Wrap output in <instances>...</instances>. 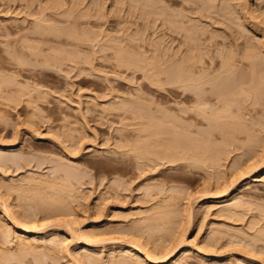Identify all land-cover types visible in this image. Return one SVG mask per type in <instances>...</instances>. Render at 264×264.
<instances>
[{"label": "rangeland", "instance_id": "obj_1", "mask_svg": "<svg viewBox=\"0 0 264 264\" xmlns=\"http://www.w3.org/2000/svg\"><path fill=\"white\" fill-rule=\"evenodd\" d=\"M58 1L61 6L51 8ZM140 1L0 0V159L7 161L5 167L0 163V246L15 254L17 261L13 264H79L76 257L84 250L79 239L83 232H93L95 238L105 240L90 251L98 261L86 264H116L111 257L123 256L131 246L128 240L134 238L160 260L159 264H172L186 248L194 253L181 264H264V160L260 162L262 170H253L264 158V85L257 97L256 112L249 115L256 122L250 119L247 135L237 142L242 150L231 147L234 152L223 154L222 159L227 158L217 159L209 169H187L186 175L191 178L184 181L174 167L178 155L166 150L180 139L177 122L172 120L178 108L176 89L155 82V78L164 80L162 50L164 53L166 43L167 48L171 46L170 53L173 49L175 52L181 47V37L172 34L179 37L173 39L163 29L162 18L157 19L150 11L151 16H147L144 12L149 5L146 9L142 6L145 2ZM220 2L212 0L215 5ZM227 4H236L239 12L242 5L250 14L239 24L244 33L239 31L240 37L235 33L238 28L232 29L237 27L234 21L231 23L233 19L223 26L221 18V24L216 21L213 29H208H215L213 34L217 30L220 35L216 34V40L222 35L227 47L234 36L237 46L231 42L235 45L233 54L239 53L241 43L247 45L243 44L245 49L256 47L253 51L257 55H253L264 63V0H231ZM172 6L174 11L180 7ZM100 9H104L100 16L105 19L94 17ZM50 30L59 31L58 37ZM84 30L105 33L96 37L88 32L92 38L86 41ZM117 45L136 55L134 59H143L141 70L139 66L138 71L127 72L125 66H117L121 58H117L121 56L120 48L116 52ZM259 68L264 70V64ZM42 91L47 95L42 96ZM162 115L172 120L174 127ZM19 154L26 159L25 164L28 160L31 163L17 171L8 167V161ZM149 158L160 164H153L154 171L147 162ZM170 160L174 164L169 165ZM60 163L66 168H79L76 173L80 175L69 185L57 182V189L52 190L50 172ZM138 167L144 168L143 173ZM239 169L243 176L237 173ZM254 175L261 181L251 182L245 189L243 184L247 185ZM230 182L229 193L220 196ZM203 193L216 198L195 199ZM56 198L66 203L62 205ZM46 201L56 204L59 215L40 220L43 232L30 237L34 253L24 245L25 249L20 245L19 250L18 234L9 229L11 221L4 217L3 209L18 218L39 217L47 214L49 207L42 206ZM188 205L192 207L190 212ZM5 229L11 231L5 235L7 239ZM9 239L11 244L6 242ZM51 239L55 240L53 244ZM179 240L185 241L166 256L167 248ZM16 248L20 252L16 253ZM130 257L133 259L120 263L137 264L133 260L144 259L139 254Z\"/></svg>", "mask_w": 264, "mask_h": 264}, {"label": "bare ground", "instance_id": "obj_2", "mask_svg": "<svg viewBox=\"0 0 264 264\" xmlns=\"http://www.w3.org/2000/svg\"><path fill=\"white\" fill-rule=\"evenodd\" d=\"M13 1L10 0V2H13ZM138 1H140V0H136V2H138ZM142 1H140V3H142V4L145 2L142 5L143 7H144V5L146 7V4H147V6L149 5L148 7L151 9V10L149 8L147 9V7H146L147 10L145 11V9H144L145 7H144L143 8L145 11L144 13H148L149 11L152 13H155V16L158 17L157 19L161 20V18H162L161 22H162V25L164 27L162 25L161 26L163 27L164 30L166 29L170 35L175 34V35H177V36L179 35L181 37V38H179L175 35L173 37V35H172L173 39L175 37L181 39L180 41L178 40L179 41L178 45L181 46V47L180 46L179 47L180 48L183 47L181 50L179 48L180 51L177 50L174 52V49H173L172 50L173 52L170 53L171 48H169V47H171V46L169 45L167 48V43H166V49L164 48L165 49L164 53L162 50V54H163V56H162L163 57V59H162L163 64L162 65L164 66V68L162 66V75H164L163 76L164 80L162 79V81H161V80H158V78H155L156 80L155 79L154 80H155V82L157 81L158 83L156 82V84H158L160 86L166 85V86H168V88L170 87L171 90H172V88L176 89V93H177V97H178V101H177L178 108L176 111L177 112L176 117L173 116V118L174 117L175 118L172 119V117L170 116L171 114L169 115L168 112H166V113L171 118H169V116L167 114H165L164 117L167 115L169 119L175 120V122H177L176 127L178 128V131L180 132V136H179L180 139L178 140V143L175 146L170 145L166 148V150L170 151V154L172 156L178 155V163H176V166H174V167H175V170L177 169V171H178V176L180 175L183 178V180L186 181L185 180L186 178H191L190 176L188 177L186 175L187 169H195V168H203V167L209 169V167L212 166V163H216L215 161H217V159H219V160L224 159L225 160L227 158V156H225V158L222 159L223 154H227V153L230 154L231 152H234V151H231L230 148L233 147V149H234L235 147H238L239 144H237V142L239 143L240 137L242 135H247L246 126L249 124L248 122H250V119H251V118H249L250 117L249 115L252 111L256 112L255 109H257L256 105L258 103L257 97L260 95L262 85H264V84H262V83H264V80H262V78H264V70L259 68V67H262V64H264V63L260 62L261 63L260 64L258 62L259 60L256 59L255 55H253V54H256V51L255 50L253 51V49L254 48L256 49V47H253V46L249 45V43H248L249 48L247 47V49H245L246 48L245 46H247V45L240 42L242 44V46L239 44L240 45L239 49H241L243 51L240 50L238 53L237 52L238 50H237V51H234V53L235 52H237V53L233 54L231 49L232 48L234 49L233 46L236 45L235 44L236 38L233 39L234 36L232 35L233 38L231 40H233V41L228 42L230 44L228 45V43H227V45L229 46V47H227L225 44V41H224L225 38L222 35L220 37H218L220 35V33H216L217 30H216L215 34H213L214 33L213 31L215 29L211 30V29H213L212 25H214V23L215 24L218 23L216 21L220 22L221 18L224 19V20L222 19V21H224V22L221 21L223 23L222 24L223 26H224L225 22H227V20H228L227 23H229V21H231L233 19L231 21V23L234 21L233 22L234 24L233 23L232 24H233V26H237V27L232 28V29L235 30L238 28L237 30H235V33H239V35L238 34L237 35L240 37V32L242 33L243 29L241 28V26L239 24H240V22H242L241 21L242 19L243 20L248 19V15H250L245 10V7H242V5L245 6L244 5L245 3H242V5H240V11L241 12H239V10H237V7H236L237 3L232 5V6H235L236 8L227 4L231 0H229V1L228 0H225V1L221 0L220 3L216 4L217 6L214 4L215 0H213L214 3H212V0H194V1L193 0H142ZM160 1H162V3H163L162 5H164L163 7H162V5L158 4V3H160ZM60 3H61L60 1L53 2L51 8H58L59 6H61ZM210 3L214 4L217 7L216 11H214L215 6L214 5L211 6ZM232 3H234V2H232ZM156 4L161 6V7L159 6L160 8H157V9H159L163 13H161L159 10L155 12L154 8L158 7V5H156ZM173 4H176L177 6L180 5L179 9H177V10L181 11V12H178L177 10L174 11L173 10L174 6H172L173 8L171 7V5H173ZM184 4H185L186 8L184 7ZM187 5H188V7H187ZM192 5H194V7L195 6L196 7L193 8ZM152 6H153V9H152ZM229 6L232 7V10L229 8ZM161 8H162V10H161ZM228 9L230 11V14L233 15L232 17L228 13L229 12ZM101 10H103V12H104V9H100V10H98L99 12L94 13L96 15L93 14L94 17L96 16L95 18H98V17H100L102 19L106 18V17L104 18V17L100 16V14H102ZM153 10H154V12H153ZM195 10H196V12H195ZM218 10L221 12H219ZM185 11L187 12V14ZM226 11H228V12H226ZM225 12H226V14H225ZM97 14H99V16ZM106 14L105 15L103 14V15L106 16ZM192 14H193V16H195L194 19L197 20L196 21L197 23L194 21ZM148 15L151 16V13H148L147 16ZM159 15H161V17ZM219 17H220V19H219ZM229 17H231V18H229ZM107 18H108V14H107ZM208 20H209V22H208ZM221 22L219 24H221ZM243 22H245V21H243ZM202 24L205 25L207 28L205 26H202ZM208 27L211 28L210 30L212 32L208 29ZM228 27H231V26L228 25ZM204 28H205V30H207V29L208 30L205 31ZM228 29H230V28H228ZM239 29H241V30H239ZM84 31H83L84 34H86L85 35L86 41H89L92 38L91 34H89L88 32L92 33L95 36L98 33L99 34L97 36L102 35L103 34L102 32H104V30L102 32L100 31L102 33V34H100V32L96 33L92 30H84ZM50 32H52V34H54L55 36H57V34L59 33V31H51V30H50ZM207 32H209L211 35L208 34ZM230 32H232V31H230ZM163 33H164V31H163ZM206 33L208 35H205ZM107 34L108 33H106L105 36H107ZM165 34H164V36L168 35L167 33H165ZM212 34L215 36V38ZM216 34H219L217 36L218 40H216ZM241 35H242L243 39L245 40V42L247 43V39H245L246 38L245 35L244 36H243V34H241ZM172 37H167V38L172 39ZM231 42L235 45L231 44ZM168 43H169V41H168ZM174 44H175V41H174L173 45ZM104 46H103V48H105ZM116 47H117L116 52L119 51L118 48H120V51H121L118 54V56L120 54H121V56L117 57V58L121 57L120 58L121 60L117 59V61L119 60L117 66H119V63H120L119 68H124L123 66H125L127 72L128 71L130 72L129 69H131V70L134 69V71H138L139 66H140V70H141V68H142L141 66L144 65L142 62V60H143L142 58H139V56H138L137 59H134V58H136V55H135V57L132 54L130 55V52H126L128 50H125V48L122 51L123 47L121 48V46L117 45ZM241 47H243V48H241ZM93 48H94V46H93ZM113 49H115V47ZM124 52H126V53H124ZM122 53L124 55H122ZM127 54L129 56H127ZM140 55H142V54H140ZM131 57L133 60L131 59ZM142 57H143V55H142ZM139 59L141 61L140 65L138 63ZM136 61L138 64L136 63ZM84 62H86V61H84ZM160 81L162 82V84ZM159 82H160V84H159ZM151 83H153V81ZM39 92L41 93V91H39ZM42 93H43L42 96H44L46 94L43 91H42ZM177 104H176V106H177ZM162 112H163V110H162ZM164 112H165V110H164ZM254 112H252V113H254ZM156 114H157V112H156ZM164 117H163V115L161 116L162 119ZM148 120H150V119H148ZM163 120H165L166 122L170 121V123L172 122V120H168L167 118H165ZM253 120H254V118L251 119L252 123L256 122ZM150 121H153V120L151 119ZM172 124H173V122H172ZM250 124H251V122H250ZM32 125H34V124L32 123ZM174 125L175 124H173V127H174ZM199 126L201 127L200 129H199ZM70 142L73 143V141H70ZM70 142H69V144H72ZM240 146H239V148L242 150L243 147H240ZM73 147H76V144ZM237 150H238V148L235 151H237ZM66 158H67V156H66ZM70 158H72V157H70ZM109 159L112 161L114 160V162H115V160H118L115 158H109ZM12 160L13 161H10L11 164L8 161V165H9L8 167H10V168L14 167V169L17 171L21 170L22 168L26 167L27 164L31 163L28 160L26 162L27 164H25L24 162L26 159L23 160V158L21 157L20 154L13 157ZM262 160H264V158H262L261 161L259 160L258 164L256 162V165H254V162L256 160L253 162V165H254L253 170L255 169L254 171H256L257 169H261V166L264 165V164H262V165L260 164V162L262 163ZM118 161H116V162L118 163ZM6 162L5 161L3 162V160L0 159V163L3 164L1 166L5 167ZM76 162L74 164H76ZM147 162L150 163V168L152 166L153 171L155 169V166L153 167V164L157 165V167L160 165L158 162H156L150 158L147 160ZM169 162L170 163L167 162L169 165L171 163H173L172 160H170ZM66 164L69 165L70 163L67 162ZM59 165H61V166H59ZM64 165L60 163L57 165L58 167H53V169L50 172V176L48 175L50 177L49 180L52 178V181L50 180V186H49L52 190L57 189V184L59 182H62L63 184L67 183L69 185L70 184L69 182L72 179H74V178L76 179V177L80 175L79 173H76V172H79L81 170H79V168L75 167V165H74V167H75L76 171H75V169H73V166H71L72 168H66V167H63ZM72 165H73V161H72ZM147 165L148 164H143V165L141 164V166H143V167H145V166L147 167ZM163 165H165V164L163 163ZM6 166H7V164H6ZM143 167L142 168L138 167V168L141 170V169H144ZM205 168H204V170L207 171ZM241 170L242 169H239L237 173L240 176L241 175L243 176V174L239 173V171H241ZM253 170H251V171H253ZM143 171L141 173H143ZM256 174H258V173H256ZM240 176H238V178H240ZM193 178L195 180V177H193ZM30 179L34 180L33 177H31ZM244 179H247V178L245 177ZM257 181H261V180L259 177L254 175L251 177V180L247 183V185L243 184V187L246 186L245 189H247L251 182H257ZM230 184H232V183L230 182L229 185L224 186L225 188L222 189L220 196L222 194L227 195L229 193V190H231L229 187ZM70 188H72V186ZM74 189L75 188H73V190ZM71 190H70V192H71ZM217 196H219V195H217ZM188 197H190V196H188ZM209 197H210V199L216 198V196H214V194H205L204 195V193H203L202 196L200 195L195 199L199 200L200 198L203 199V198H209ZM56 199H57L56 201H58V203H62V205H64L66 203L62 198H56ZM188 200H190V198ZM187 204H189V203H187ZM190 205H188L189 208H187V209H189V212L192 208L191 207L192 205L191 206ZM42 206L43 207H49L47 210V214H42L39 217H37V216H27L26 217V216L18 215V216H20L19 217L20 219L18 217H15L12 213L10 214L8 212L9 210L7 211V209H3L4 217H7V220H9V222L11 221L10 225L12 228L10 227L9 229H12V231H14L13 234L14 233L18 234V236L16 237L17 241L19 242L18 243L19 244L18 249L20 248V245H21L22 249H25L24 247L26 246L28 248L30 247L29 251L32 250L33 251L32 253H34V250H36V248L30 244V242H31L30 237L33 235H39L43 232L42 229L44 227V224H41L40 220L45 219L47 217H50V215H59L58 211L56 210V207H55L56 204L53 201H48V202L46 201ZM235 206L239 207L240 205H235ZM237 207L231 206V208H237ZM228 208H230V207H227L226 209H228ZM67 222H65V223H67ZM72 222H74V221H72ZM189 223H190V220H188V224ZM68 224L69 223H67V225ZM9 231H7V229H5V231L3 233L4 236L5 235L8 236V234L11 232V231L10 232ZM83 234H85V233L83 232L81 236L79 235V239L81 240L80 243H82L84 250H82V252L79 253V257L75 256L76 258H78L77 260L75 257H74V259L79 264H86V263H91V261H98V258L95 257L96 255H93L91 253L93 250L92 248H94L93 245L97 246L98 244L104 242L105 240L95 238L93 236L94 235L93 232H92V234L90 232H86L85 235H83ZM7 236H5L6 239H7ZM133 237H134V235H133ZM52 240L53 239H51V241H50L51 244H53L55 241V240H53V241ZM77 240H78V238H77ZM129 240H128V243H129V245H131V246H129V248H131V249H129V248L125 249V251H124L125 253L123 254V256L118 255L116 257V255H113L115 257H111V260L115 261L116 264H121L120 262H123L124 260H127V259H133L132 257H130L132 254H139L140 256H142L144 258L143 260H138V259L133 260L134 263H137V264H145L146 261L151 263V264L161 263L160 260H158V258L152 257L151 251L149 249L142 248L139 245L140 242L138 241V239H136L137 241H135V238H134V241L131 239H129ZM184 241L179 240L176 244H174V245L172 244L169 248H167L166 256L170 255L174 251H176L182 245V243H184ZM6 242L11 244L12 240L9 239ZM23 245H24V247H23ZM31 246H32V248H31ZM33 248H35V249H33ZM18 249H17L16 253L20 252V251H18ZM49 249L52 250L51 248H49ZM19 250H21V248ZM14 253H15V251H14ZM193 253L194 252L190 248L184 249L182 255L179 258L173 260L172 264H181L183 262V260L189 259L190 256L193 255ZM67 254H69V253H65L66 256H67ZM14 255L15 254H13L12 250L9 251L8 247L0 246V264H9V263L13 264L12 261L16 260L14 258ZM67 257H69V256H67ZM121 260H123V261H121ZM129 264H132V263H129Z\"/></svg>", "mask_w": 264, "mask_h": 264}]
</instances>
